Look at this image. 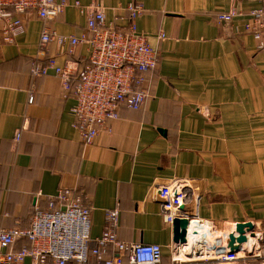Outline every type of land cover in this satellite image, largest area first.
I'll return each mask as SVG.
<instances>
[{"label":"crops","instance_id":"1","mask_svg":"<svg viewBox=\"0 0 264 264\" xmlns=\"http://www.w3.org/2000/svg\"><path fill=\"white\" fill-rule=\"evenodd\" d=\"M65 1L51 20L24 13V32L13 42L3 41L0 29V229L28 227L35 206L45 209L60 186L72 187L90 209L91 243L105 226V210L118 208L117 239L158 244L168 261L173 230L154 189L186 179L192 184L186 213L198 222L189 230L198 240L191 237L192 245L183 249L213 256L237 222L251 221L255 236L247 233L233 264H264V50L245 31V15L228 24L215 17L232 7L246 14L264 0ZM75 1L101 5L106 22L118 27L127 24L126 4H141L137 30L159 56L143 105L136 110L122 105L109 122L111 130L102 128L88 145L72 128V91L64 94L52 72L29 73L33 61L48 56L73 75L86 64L85 43L72 55L60 52L54 41L40 51L45 26L76 36L87 30L86 13ZM28 245L19 239L13 249ZM187 264L213 262L198 255Z\"/></svg>","mask_w":264,"mask_h":264},{"label":"built area","instance_id":"2","mask_svg":"<svg viewBox=\"0 0 264 264\" xmlns=\"http://www.w3.org/2000/svg\"><path fill=\"white\" fill-rule=\"evenodd\" d=\"M66 5L65 0H0L2 40L13 42L24 32V13L35 11L40 19L51 20ZM73 5L85 11L87 30L76 36L58 34L45 26L40 34V51L44 54L47 43L54 41L60 52L72 55L78 45L85 43L89 45L86 64L73 75L62 70L53 56H48L44 62L33 61L29 73L39 77L52 72L60 78L64 94L72 91V128L81 142L88 145L102 128L111 130L109 122L118 117L122 105L134 110L143 105L150 95L149 76L159 56L145 34L137 30L135 19L143 11L141 4L135 1L126 4L125 27L107 23L101 5L84 6L78 1ZM242 15L246 16L245 31L252 35L258 48L264 50V2L246 14L232 7L218 12L215 17L219 24H228ZM164 37L163 33H158L159 39ZM32 101L30 94L28 102ZM19 136L17 131L15 139ZM191 194L192 184L186 179L175 178L154 189L165 223L172 225L175 218H186L188 230L191 222L197 226L198 222L186 213ZM118 214V208L105 210V226L91 243L89 207L75 188L60 186L49 196L45 209L35 206L28 227L0 229V264H24L27 258L31 264H87L91 258L95 264H187L198 255L212 260L213 264H233L240 259L238 252H229L225 246L219 247L213 256L205 251L196 253L192 247L183 249L194 241L186 235L185 243L172 244V255L164 261L158 244L125 243L117 239ZM19 239L27 240L29 245L13 249ZM108 245L113 248L110 255Z\"/></svg>","mask_w":264,"mask_h":264},{"label":"water","instance_id":"3","mask_svg":"<svg viewBox=\"0 0 264 264\" xmlns=\"http://www.w3.org/2000/svg\"><path fill=\"white\" fill-rule=\"evenodd\" d=\"M188 219L175 218L172 222L173 241L175 243H185L186 235L198 240V234L196 231L192 232L188 230ZM254 223L251 221L237 222L233 229L227 234L225 239V247L229 252H239L243 243L248 240L247 233L250 237L255 236Z\"/></svg>","mask_w":264,"mask_h":264}]
</instances>
